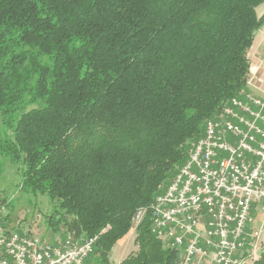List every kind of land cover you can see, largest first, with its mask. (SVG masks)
Wrapping results in <instances>:
<instances>
[{"label": "trees", "instance_id": "1", "mask_svg": "<svg viewBox=\"0 0 264 264\" xmlns=\"http://www.w3.org/2000/svg\"><path fill=\"white\" fill-rule=\"evenodd\" d=\"M264 0H0V156L52 205L46 230L100 233L88 264H178L148 207L206 122L246 90ZM3 128V130H2ZM253 264H264V247Z\"/></svg>", "mask_w": 264, "mask_h": 264}, {"label": "built area", "instance_id": "2", "mask_svg": "<svg viewBox=\"0 0 264 264\" xmlns=\"http://www.w3.org/2000/svg\"><path fill=\"white\" fill-rule=\"evenodd\" d=\"M4 211L0 205V264H88L108 228L47 241L7 227ZM147 213L155 236L181 252L178 264H253L264 247V98L242 90L209 119L166 188L137 210L133 230Z\"/></svg>", "mask_w": 264, "mask_h": 264}, {"label": "rangeland", "instance_id": "3", "mask_svg": "<svg viewBox=\"0 0 264 264\" xmlns=\"http://www.w3.org/2000/svg\"><path fill=\"white\" fill-rule=\"evenodd\" d=\"M255 11L258 16L261 15L264 12V3L257 6ZM258 35L259 32L256 33L257 38ZM260 36L262 37L261 40L258 41L257 46L253 50L248 52V57L251 68L256 69V67H259L260 72L262 71L264 74V27L262 28ZM260 86L262 87V85ZM21 183L22 176L18 172L17 166L10 163L7 158L0 156V205L4 206L5 209L3 214L7 227L19 233L30 229L45 240L55 242L58 239H63L73 234L59 236L48 232L46 230V219L52 212L50 201L42 194L33 195L21 189ZM260 215L261 213L257 212L254 218V224H258ZM130 231L123 238L125 239L122 242L123 244L117 245L110 253L109 259H111L113 264L117 263L116 258L123 254L125 256L127 252L129 253L134 249V232L130 233Z\"/></svg>", "mask_w": 264, "mask_h": 264}, {"label": "crops", "instance_id": "4", "mask_svg": "<svg viewBox=\"0 0 264 264\" xmlns=\"http://www.w3.org/2000/svg\"><path fill=\"white\" fill-rule=\"evenodd\" d=\"M263 27H261L257 31V32H259L258 38L256 37V34H255V37L257 39L254 37L253 43H252L251 48L249 49V51L253 50L257 46L258 41L261 40L262 37L260 36V33H261ZM250 73L251 74L249 76V79H248V82H247V88H246L245 92L247 94H250V95H252L254 97H257L259 99H263L264 98V87H263V84H264L263 83L264 82V74L262 73V71L260 72L259 67H256V69H253V68H251V66H250ZM260 85H262V87ZM255 215H254V217H255ZM258 220L259 221H258V224L257 225L254 224V223L252 225L253 226H258L259 225V222H260V218ZM133 236H134V234H133ZM262 237L264 238V233H263ZM124 240L125 239H121V240L117 241L115 243V245L112 247L110 253L112 252V250H114V248L117 245L123 244L122 242ZM133 243H134V249H132L129 253L127 252V254L125 256H123L124 254L123 255L119 254L121 256H119L118 258H116L117 259V263L116 264H119L128 254L136 251L137 245L135 244V238L134 237H133ZM110 253H109V255H110ZM110 261H111V259H110ZM111 264H113L112 261H111Z\"/></svg>", "mask_w": 264, "mask_h": 264}]
</instances>
